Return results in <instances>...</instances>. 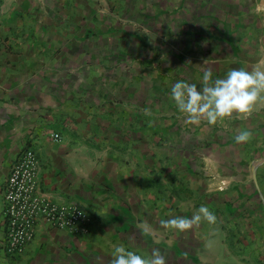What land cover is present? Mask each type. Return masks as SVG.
<instances>
[{
	"label": "crops",
	"instance_id": "1",
	"mask_svg": "<svg viewBox=\"0 0 264 264\" xmlns=\"http://www.w3.org/2000/svg\"><path fill=\"white\" fill-rule=\"evenodd\" d=\"M61 2L72 4L71 15L36 20L15 13L34 0L2 1L0 264H111L117 246L143 256L159 249L168 264H264V146L255 145L253 115L264 100L219 125L188 124L184 114L148 109L142 59L123 53L118 58L125 65L116 69L109 51L96 64L95 43L106 40L77 27L84 22L79 2L90 15L99 0ZM229 4L240 5L232 14L237 28L219 40L231 53L214 51L227 68L215 74L264 70V0H231L221 12ZM121 39L115 41L127 42ZM240 119L247 126L240 128ZM242 130L252 136L238 143ZM26 147L37 153L40 195L64 209L79 205L87 220L77 236L40 219L34 239L13 258L3 248L4 189ZM201 205L215 213V223L201 219L183 232L161 223L191 218Z\"/></svg>",
	"mask_w": 264,
	"mask_h": 264
},
{
	"label": "rangeland",
	"instance_id": "2",
	"mask_svg": "<svg viewBox=\"0 0 264 264\" xmlns=\"http://www.w3.org/2000/svg\"><path fill=\"white\" fill-rule=\"evenodd\" d=\"M109 1L99 0V8L91 11L90 15L87 4L79 2L84 22H80L77 27L81 32L86 30L89 35L103 36V40H106L95 43L98 45L96 51L101 53L95 60L96 64H102V61L97 59L101 57L102 52L109 51L113 52L111 63L116 69L125 65L122 63L124 59L118 58L123 53H127L126 57L137 54L142 59L143 98L148 102V109L153 106L161 112L183 115L170 98L172 85L178 80L199 84L203 72L208 68L213 70L214 76H219L215 73L220 68L227 69L224 64L219 65L216 62L214 51L219 49L220 55L231 53L230 46L225 42L221 45L219 40L233 36L237 23L232 14L240 5L235 4L230 8L232 4H229L230 6L221 12L222 4L231 0ZM61 3V0H34L33 6L26 3L15 13L18 17L30 16L36 20L45 17L59 19L71 15L73 10L69 7L72 4ZM69 22L67 21V24ZM110 35L117 36L118 40L122 37L124 39L121 40L127 42L115 41ZM136 38L142 41V45L136 47ZM124 44L128 50L123 49ZM248 70L251 71L252 67L248 66ZM152 100L154 105H151ZM263 100L264 94L260 101ZM253 115L257 129L255 145L260 148L264 146V108L258 109ZM237 124L240 128L247 126V122L241 119ZM262 156L263 154H256L258 159Z\"/></svg>",
	"mask_w": 264,
	"mask_h": 264
},
{
	"label": "clouds",
	"instance_id": "3",
	"mask_svg": "<svg viewBox=\"0 0 264 264\" xmlns=\"http://www.w3.org/2000/svg\"><path fill=\"white\" fill-rule=\"evenodd\" d=\"M264 94V70L231 68L220 77L214 76L211 68L203 72L199 84L185 80L176 81L171 87L170 98L184 114L188 124H199L205 120L216 125L234 113L248 114ZM251 131L242 130L236 136L238 143L247 142ZM207 220L215 223L217 217L206 205H201L191 218L177 216L162 220L164 227H172L180 232L192 228L195 223ZM111 264H168L167 256L154 249L149 256H143L124 246H117L112 252Z\"/></svg>",
	"mask_w": 264,
	"mask_h": 264
},
{
	"label": "built area",
	"instance_id": "4",
	"mask_svg": "<svg viewBox=\"0 0 264 264\" xmlns=\"http://www.w3.org/2000/svg\"><path fill=\"white\" fill-rule=\"evenodd\" d=\"M0 0V17L2 12ZM60 140L59 132L53 134ZM39 165L34 148L26 147L11 166L5 184L6 236L3 244L7 256H21L36 234V223L42 219L65 230H73L79 236L85 233L86 210L72 203L66 209L43 198L38 192Z\"/></svg>",
	"mask_w": 264,
	"mask_h": 264
}]
</instances>
